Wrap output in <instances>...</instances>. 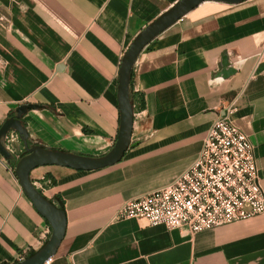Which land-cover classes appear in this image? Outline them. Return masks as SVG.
I'll return each mask as SVG.
<instances>
[{
  "label": "crops",
  "instance_id": "obj_1",
  "mask_svg": "<svg viewBox=\"0 0 264 264\" xmlns=\"http://www.w3.org/2000/svg\"><path fill=\"white\" fill-rule=\"evenodd\" d=\"M178 1L0 0V128L21 105L37 104L22 117L30 146L108 153L120 126L122 57ZM263 52L264 0L205 2L154 39L133 69L137 120L123 159L94 171L31 172L58 208L60 197L67 219L45 264H264V215L195 235L137 219L113 221L125 201L182 175L232 103L229 118L255 146L264 190ZM10 133L14 139L3 142L13 159L0 154V264L29 258L52 231L15 176L25 150L18 133Z\"/></svg>",
  "mask_w": 264,
  "mask_h": 264
},
{
  "label": "built area",
  "instance_id": "obj_2",
  "mask_svg": "<svg viewBox=\"0 0 264 264\" xmlns=\"http://www.w3.org/2000/svg\"><path fill=\"white\" fill-rule=\"evenodd\" d=\"M259 57L264 58V52ZM224 111L225 116L217 117L209 128L197 159L182 175L167 186L125 201L113 221L137 219L148 227L195 235L264 215L255 146L229 118L236 111L234 103ZM136 120L134 115V124ZM14 136L7 135L8 143Z\"/></svg>",
  "mask_w": 264,
  "mask_h": 264
},
{
  "label": "water",
  "instance_id": "obj_3",
  "mask_svg": "<svg viewBox=\"0 0 264 264\" xmlns=\"http://www.w3.org/2000/svg\"><path fill=\"white\" fill-rule=\"evenodd\" d=\"M247 0H179L169 10L143 29L133 40L122 57L118 79V105L120 109V126L117 139L112 149L99 157L79 155L60 150L46 149L42 146H30L29 134L22 123V117L30 110L40 108L37 104H24L18 107L15 115L5 121L0 128V154L6 161L13 155L4 145L9 132L18 133L24 145L25 155L17 162L15 176L26 196L34 207L51 226V236L47 243L33 256L17 264H45L52 259L64 238L67 226L66 214L47 199L32 182L31 172L39 167L60 166L76 171H94L119 163L132 145L134 130V108L130 100L131 73L142 51L159 35L181 20L192 10L205 2L238 5ZM224 62V66H226ZM63 69V65L57 71ZM225 116V111L222 113Z\"/></svg>",
  "mask_w": 264,
  "mask_h": 264
},
{
  "label": "trees",
  "instance_id": "obj_4",
  "mask_svg": "<svg viewBox=\"0 0 264 264\" xmlns=\"http://www.w3.org/2000/svg\"><path fill=\"white\" fill-rule=\"evenodd\" d=\"M133 77H134V74H133V71L131 73V85H130V100H131V103L133 105V107L136 108V105H135V97H136V93L134 92V89H133ZM139 106H138V110H143L144 109V99L143 98H140L139 100ZM25 155V153H23V156ZM12 164V163H11ZM48 176V175H47ZM58 204H59V208L63 211H65L64 209V204L62 202V200L60 199V197H55L54 199ZM51 201V200H50ZM52 202V201H51ZM53 203V202H52ZM35 254V252H32L29 254V257L33 256Z\"/></svg>",
  "mask_w": 264,
  "mask_h": 264
}]
</instances>
